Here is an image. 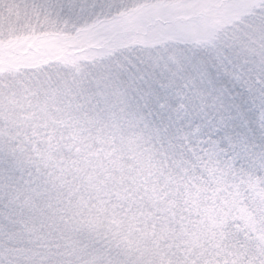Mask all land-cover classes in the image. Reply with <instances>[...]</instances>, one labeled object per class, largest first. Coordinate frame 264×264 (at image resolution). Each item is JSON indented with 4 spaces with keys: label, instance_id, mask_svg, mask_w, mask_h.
<instances>
[{
    "label": "clouds",
    "instance_id": "obj_1",
    "mask_svg": "<svg viewBox=\"0 0 264 264\" xmlns=\"http://www.w3.org/2000/svg\"><path fill=\"white\" fill-rule=\"evenodd\" d=\"M35 3L0 40V264H264V0Z\"/></svg>",
    "mask_w": 264,
    "mask_h": 264
},
{
    "label": "snow or ice",
    "instance_id": "obj_2",
    "mask_svg": "<svg viewBox=\"0 0 264 264\" xmlns=\"http://www.w3.org/2000/svg\"><path fill=\"white\" fill-rule=\"evenodd\" d=\"M5 7L7 12L5 13ZM43 7L40 4L33 2L29 3V0H0V40L5 35L4 29H7V35L9 42L12 41V33L15 31V24L23 16L28 18L32 12ZM200 9L207 13L209 9L206 6L201 5ZM255 14V13H253ZM175 28L178 31H197L198 26L195 24H181L177 23ZM204 32V42L215 47L213 41L217 38L215 27L211 24H204L202 26ZM10 55L8 53H0V64H7L9 69H15L16 65L10 60H5L3 57ZM79 69H77L78 71ZM2 71V69H0ZM211 163V161H209ZM213 169H209V173ZM170 203H173L170 201ZM89 223H94V220H90ZM114 223L119 224L118 220ZM75 250V249H73ZM88 264H97V260L93 258L88 261ZM110 264V262H109ZM137 264H201V260L193 253L192 249H182L179 246L173 248L171 245L163 246L158 241L155 242L150 248L142 251L141 260ZM206 264V262H205Z\"/></svg>",
    "mask_w": 264,
    "mask_h": 264
}]
</instances>
